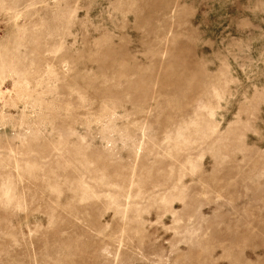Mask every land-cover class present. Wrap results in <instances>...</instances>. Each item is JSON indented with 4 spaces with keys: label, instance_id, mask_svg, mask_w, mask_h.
<instances>
[{
    "label": "rangeland",
    "instance_id": "rangeland-1",
    "mask_svg": "<svg viewBox=\"0 0 264 264\" xmlns=\"http://www.w3.org/2000/svg\"><path fill=\"white\" fill-rule=\"evenodd\" d=\"M0 264H264V0H0Z\"/></svg>",
    "mask_w": 264,
    "mask_h": 264
}]
</instances>
